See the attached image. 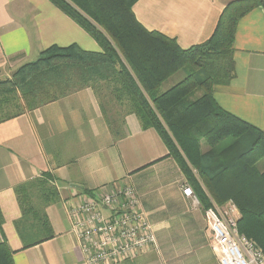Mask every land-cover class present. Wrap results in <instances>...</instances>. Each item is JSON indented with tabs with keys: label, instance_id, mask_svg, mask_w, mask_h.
Segmentation results:
<instances>
[{
	"label": "crops",
	"instance_id": "obj_1",
	"mask_svg": "<svg viewBox=\"0 0 264 264\" xmlns=\"http://www.w3.org/2000/svg\"><path fill=\"white\" fill-rule=\"evenodd\" d=\"M237 0H138L132 11L150 32L174 39L181 49L208 40L225 6ZM98 45L47 0H0V75L5 80L51 46ZM234 78L214 91L216 103L264 133V10L256 7L236 26ZM181 78L175 75L163 90ZM162 90V91H163ZM154 129L110 102L104 109L91 89L0 124V243L14 264H86L68 211L96 193L127 181L134 186L153 228L152 247L116 264H218L203 211L184 197L185 178ZM264 170V169H263ZM262 170V171H263ZM49 177L57 194L46 206L36 191L52 238L22 249L15 224L22 213L15 188Z\"/></svg>",
	"mask_w": 264,
	"mask_h": 264
},
{
	"label": "trees",
	"instance_id": "obj_2",
	"mask_svg": "<svg viewBox=\"0 0 264 264\" xmlns=\"http://www.w3.org/2000/svg\"><path fill=\"white\" fill-rule=\"evenodd\" d=\"M98 45L51 46L0 81V124L72 93L91 89L101 109L110 102L136 116L142 130L154 129L167 156L204 212L231 200L240 234L264 251V133L224 111L214 99L218 87L234 78L232 45L238 21L264 0L228 3L211 37L181 49L174 39L147 31L132 11L138 0H47ZM181 78L168 89L163 84ZM163 90V91H162ZM231 143L220 147L225 141ZM49 177L15 188L22 217L15 229L22 249L52 238L43 210H33L37 191L46 206L57 194ZM2 215L0 213V229ZM0 264H14L6 242Z\"/></svg>",
	"mask_w": 264,
	"mask_h": 264
},
{
	"label": "built area",
	"instance_id": "obj_3",
	"mask_svg": "<svg viewBox=\"0 0 264 264\" xmlns=\"http://www.w3.org/2000/svg\"><path fill=\"white\" fill-rule=\"evenodd\" d=\"M182 193L199 206L188 186H182ZM68 216L86 264H116L157 248L153 228L130 181L73 205ZM203 217L218 264H264V251L240 234V213L231 200L222 206L212 204Z\"/></svg>",
	"mask_w": 264,
	"mask_h": 264
},
{
	"label": "rangeland",
	"instance_id": "obj_4",
	"mask_svg": "<svg viewBox=\"0 0 264 264\" xmlns=\"http://www.w3.org/2000/svg\"><path fill=\"white\" fill-rule=\"evenodd\" d=\"M0 79H3L2 77H1V75H0ZM0 81H4V80H0ZM231 143V140H227V141H225L220 147H225V146H227V145H229ZM257 169L259 170V171H262L263 169H264V160H262V161H260L258 164H257ZM233 202V201H232ZM234 203V202H233ZM155 251L157 250V248L156 249H154Z\"/></svg>",
	"mask_w": 264,
	"mask_h": 264
}]
</instances>
